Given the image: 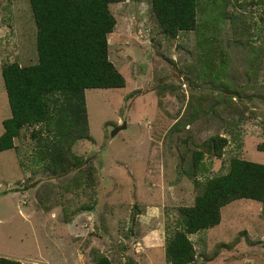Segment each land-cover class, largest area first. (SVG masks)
<instances>
[{"label":"rangeland","instance_id":"1","mask_svg":"<svg viewBox=\"0 0 264 264\" xmlns=\"http://www.w3.org/2000/svg\"><path fill=\"white\" fill-rule=\"evenodd\" d=\"M243 1L232 0L230 11L244 12L248 27L258 25L252 45L259 52L264 49V3L243 8L239 5ZM111 12L117 20L109 37L111 60L125 77L126 87L86 91L93 140L74 146L87 160L85 168L97 170V183L89 180L85 187L65 194L58 181L55 185L53 178L33 176L22 168L23 157L19 159L14 150L0 153V257L22 264H91L92 251L100 250L113 264H168L166 226L176 222L180 207L193 206L196 196L193 182L180 174V168L187 169L192 161V143L200 144L216 134L232 138L215 114L201 115L183 127L191 111L193 87L187 76L197 64L196 34L166 39L150 12V0H127L111 5ZM221 26L223 50L229 54L222 78L228 87L221 92L235 100L245 118L235 136L241 147L231 140L222 158L208 159L209 177L225 172L233 157L264 164V152L257 150L264 143V69L258 70L257 92L248 93L253 99L248 95L239 99L238 90L243 92L251 77L253 52L233 41L229 23ZM36 33L29 0H0V135L3 121L11 117L2 64L36 63ZM213 89L208 84L195 92ZM223 90L235 91L237 96ZM243 100L253 101L245 107ZM124 123L126 129L112 137ZM189 135L192 142L186 143ZM16 144L20 154H31L28 140ZM243 231L261 243L249 244L242 236L237 246L221 251L211 264H264L261 203H231L223 208L218 227L191 239L199 253H209L216 244L238 239ZM197 264L208 263L201 258Z\"/></svg>","mask_w":264,"mask_h":264},{"label":"trees","instance_id":"2","mask_svg":"<svg viewBox=\"0 0 264 264\" xmlns=\"http://www.w3.org/2000/svg\"><path fill=\"white\" fill-rule=\"evenodd\" d=\"M126 1L29 0L37 28L38 61L27 66L17 61L2 64L11 117L3 121L0 153L14 150L19 159L23 157L20 159L22 168L33 176L53 178L55 185L58 181L65 194L85 187L89 180L97 183V170L92 166L85 168L87 160L75 152L74 146L80 141L93 140L86 91L126 87L125 77L111 60L109 43L117 25L111 5ZM261 3L263 0H244L236 5ZM232 4V0H150V12L166 39L176 40L179 35L190 33L197 37L196 54L188 49L189 54L196 55L197 64L187 76L193 88L189 103L191 111L184 118L183 127L201 115L215 114L225 123L223 127L232 137L216 134L200 144L192 143L194 147L189 150L192 161L187 169L180 168V174L193 182L196 196L194 205L180 207L176 222L166 226L164 249L168 264H197L201 258L211 264L221 251L237 246L242 236L249 244L261 243L243 231L231 243H219L211 252L199 253L191 239L218 227L222 222L223 208L235 201H255L264 209V164L233 157L225 172L207 176L208 159L222 158L231 140L241 147L239 137L235 136L245 118V112L234 104L235 100L221 92L228 87L222 78L229 57L223 50L221 24L229 23L233 41L253 52L249 58L251 77L242 86L243 92L238 90L239 99L250 91L257 92L258 70L264 69V49L254 52L252 45L258 25L253 23L248 27L246 14L230 11ZM208 84H213L215 89L195 92ZM248 98L253 99V96L248 95ZM248 101L253 100L241 103L248 107ZM256 116L252 114V117ZM17 140H28L31 154H20ZM185 140H188L186 143L192 142L190 135ZM257 150L264 152V143L259 144ZM40 203L44 204L43 201ZM132 232L133 229L130 234ZM126 237H129L128 233ZM92 253L91 264H113L100 250ZM0 264L22 263L0 257Z\"/></svg>","mask_w":264,"mask_h":264},{"label":"water","instance_id":"3","mask_svg":"<svg viewBox=\"0 0 264 264\" xmlns=\"http://www.w3.org/2000/svg\"><path fill=\"white\" fill-rule=\"evenodd\" d=\"M223 93L226 95H231V96H237V92L231 91V90H223ZM127 124L124 123L123 126L117 127L113 132H112V137L116 136L120 131L123 129H126Z\"/></svg>","mask_w":264,"mask_h":264},{"label":"clouds","instance_id":"4","mask_svg":"<svg viewBox=\"0 0 264 264\" xmlns=\"http://www.w3.org/2000/svg\"><path fill=\"white\" fill-rule=\"evenodd\" d=\"M109 43H110V41H109Z\"/></svg>","mask_w":264,"mask_h":264}]
</instances>
